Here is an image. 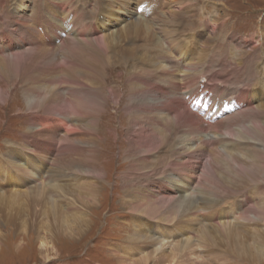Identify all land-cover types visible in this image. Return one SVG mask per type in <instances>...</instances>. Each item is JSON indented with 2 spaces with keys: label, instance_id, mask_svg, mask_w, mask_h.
<instances>
[{
  "label": "bare ground",
  "instance_id": "obj_1",
  "mask_svg": "<svg viewBox=\"0 0 264 264\" xmlns=\"http://www.w3.org/2000/svg\"><path fill=\"white\" fill-rule=\"evenodd\" d=\"M28 1L10 0L8 4L6 0L1 7L3 12L9 10L0 14V78L22 77L21 93L31 116L28 130L17 144L18 152L14 150L15 142L9 141L8 151L0 155L4 162L0 174L5 181L14 180L15 171L26 174L20 163L21 151L27 160L42 158L46 163L39 176L31 174V179H37L29 185L22 183L23 189L6 188L9 182L0 181V224L10 227L7 234L18 236L34 231L42 225L39 212H44L46 206L50 208L49 223L73 226L78 221L66 216L69 211L94 203L99 187L92 178L98 181L103 173L94 167V156H85L92 165L81 159L83 146L92 148L88 151L91 154L97 153L99 147L96 140H83L87 131L91 134L89 128L85 130L86 114L94 110L99 113L107 99L118 104L117 88L99 86L107 71H114L113 65H117L122 66L121 74L127 75L128 82L126 105L120 108L128 118V128L122 131V143L125 145L127 138V147L120 158L127 155L128 169L141 179V186L147 187L137 189L139 206L134 202L131 206L123 195L118 199L122 207L131 206L128 212L142 213L148 229L165 233L148 236L150 232L141 231L132 243L149 250H143L139 258H129L126 248L123 252L127 256H110L120 264H208L200 261L204 257L194 250L198 247L211 250L207 254L214 264H218L214 259L220 254H211L218 248L237 263L264 256V237L255 235L252 229L259 225L254 227L263 230L260 222L264 220V57L252 80L240 78L243 69L235 70L239 67L236 53H231L230 61L216 51L219 41L213 33L219 38L224 35L213 26L220 7L206 5L197 10L195 6L203 0H31V7ZM121 12L124 22L114 26ZM191 22L201 27H192ZM121 27L117 37L109 34ZM202 30L210 35L199 42L196 37L204 35ZM259 31L257 38L233 35L230 39L234 47L258 43L263 55V27L259 26ZM52 33H57L59 39L53 38L55 44L50 40L48 45L45 42ZM208 43H214L211 50ZM107 50L109 56L104 54ZM211 62V69L205 71ZM201 77L206 81L202 82ZM34 83H39L40 88L35 89ZM7 93L0 87L2 102ZM101 93L106 94L105 98ZM90 100L94 105L88 108ZM249 112L251 117L246 116ZM234 123L239 126L234 127ZM224 135L229 136L226 142L219 140ZM44 143L53 144L51 155L40 151ZM25 163L28 166V161ZM260 169L263 175L256 179ZM86 177L89 179L82 180ZM71 180L83 184L87 196L80 191L75 202L77 193L72 195L67 190ZM152 181H170L173 185L148 187ZM250 184H256L255 191H248ZM128 189L122 193L128 195ZM253 194L256 195L252 197ZM83 198L88 201L84 203ZM181 228L185 230L183 234ZM170 229L178 238L166 253L164 245L173 241L167 235ZM246 231L258 249L247 242L249 237L243 235ZM195 232L196 236L192 234ZM36 236L37 240L41 238Z\"/></svg>",
  "mask_w": 264,
  "mask_h": 264
},
{
  "label": "rangeland",
  "instance_id": "obj_2",
  "mask_svg": "<svg viewBox=\"0 0 264 264\" xmlns=\"http://www.w3.org/2000/svg\"><path fill=\"white\" fill-rule=\"evenodd\" d=\"M5 1L6 0H0V14L1 13L4 14L9 10L8 9L3 12V9L1 8L2 5L5 3ZM30 1L31 0L27 2L29 7L33 5V3ZM191 1L197 2L201 0H191ZM7 3L10 4V0H7ZM190 4L192 5V3ZM206 5L208 6L211 5L213 7L214 6L220 7V10L219 9L217 10L218 12V14L216 13L217 16L213 17L216 19V21H213L215 23V25L213 26L215 27V29L222 32V34L224 33V35L220 36L219 38V36L216 33H213L214 35L217 36V41H219V43L215 46L216 51L221 53L222 54L221 56L223 58L227 57L228 59H230V55L232 52L236 53L238 58H235V60L239 67H236L235 70L240 71L241 69H243L241 70L242 75L240 76V78H249L255 80V78L257 77L256 76L257 73L254 74V72H257V70H259L258 69L260 67L259 60L262 57H264V53H262L263 55L260 54L261 50L259 44L257 43L254 45L253 43L250 44L246 43L245 45L243 44L241 45L240 43L237 47H234L233 40L230 38H232L233 35L235 37L239 36L240 38H244V39H248L250 38V36L258 37V35H260L259 26L263 27V31H264V0H203V2H201L200 5H196L195 8L197 10H200ZM124 9L125 7L122 8V11ZM223 10H224V14L222 13ZM123 15L124 12H121V14L117 15L118 17H116L114 26H122V23L124 22ZM220 17L221 19L218 20V18ZM104 18H106V21L108 23L110 22L109 17L105 15ZM0 23L2 22L0 21ZM192 25H193L192 27H198V28L201 27V25H196L194 23H192ZM109 26L113 27L111 23H109ZM192 27H187V28H192ZM122 29L123 27L118 29L119 31L114 30V32L112 31L109 34H112L114 35V37L115 36L117 37L118 33H120ZM202 31L205 32L204 35L200 36L199 38H197L196 35L194 36L196 37V39H198L199 42L203 41L205 37L210 35L209 31L206 30H202ZM53 38L59 39V35L57 33H52L48 36L47 42L45 41L44 42L49 45L51 40L52 43H54ZM140 38H143V36H141ZM183 38H184V34L181 35V39ZM178 41H181L180 35L178 36ZM208 44L211 45L210 46V50H211L212 45L214 43H208ZM101 51L102 50H100L99 48H96L97 53H101ZM108 51L110 50H107L104 53L105 56L110 55ZM216 51L215 54L218 55ZM248 56H255V59L254 57H250L248 59ZM126 61L131 63L129 59H127ZM212 66L213 64L211 62L210 65L205 69V71L211 69ZM231 66H235V65L232 63ZM113 67H114L113 69L114 71L110 73L107 71L105 80L99 86L102 88L103 86L108 88L113 87L114 89L117 88V92L120 93L118 96L120 100L116 105L113 101L107 99V103L104 105L103 110L99 109V113L97 112L95 113V110L91 112L88 111L86 114L87 124L85 125L86 126L85 130H88L87 128H89L91 130V134L88 133L87 131L85 134L86 137H84L85 135H83L84 137L83 140L86 139L85 141H88L90 143H93L95 142L94 140H96V142H98L99 145L97 150L98 152L97 153L95 152L96 154L93 152L92 154L88 152L89 150H92V148L91 149L88 148L89 146L86 147L83 146V150L81 153L82 155H84L83 157H81V159L88 162L90 161L87 160L86 157L93 158L94 156L95 157L93 164L94 167L103 173L102 177L98 181H96L95 178H92L93 180H95L96 186L99 187V190L94 197V203H92L88 208L84 207L83 209L79 207L76 210V212L69 211L70 214L66 216L73 217L76 219V220L74 219L75 221H78V223L74 224L73 226L65 227L64 225L57 224L56 222H53L52 224L49 223L48 221V215L50 213V208H48L49 206L48 207L46 206L44 208V212L42 211L39 212L40 217L38 221H40V224L42 225L36 226V229L34 231H30L27 234H20V235L17 234L18 236H14V234L11 233L8 235L6 231L7 230L10 231V227L5 228L4 223H1L0 232H2L3 236L0 237V264H120V262L115 261L116 258L111 257L110 255L117 254V256H121V255L127 256L126 253L123 252V248H126L128 255H130L129 258L135 259L141 257L143 253L149 250V248H147V250L143 249L141 246H139L138 243L137 245L136 243H132L133 239L137 237V235L142 234L141 231L146 233L150 232L148 233V236L151 233L156 234V236H158L161 233L164 235L165 233L163 232L164 230L160 232H156L155 230L148 229V227H146V224L144 222L146 217H144L142 213H140L139 211H137L136 213L128 212L131 211L130 209H132L131 206H133V202L134 205H138L139 203L138 199L140 194L139 191H141L142 189L146 190L147 187L141 186L140 184L141 179L138 178L136 174H132L128 169L129 160L127 158V155L122 153L123 157L120 158V154L123 151L127 142V138H126V140H124L125 145L122 143L123 140L122 131L123 129L126 130L128 128L127 125L128 118H127V114H123L120 108L126 105L127 100L125 95H127L128 82L126 78L127 75L125 74L126 77H123V74H121L122 66L113 65ZM103 69L105 71V68ZM27 70H29V67L27 68ZM245 70H249L250 72H247ZM58 75H60L59 70H58ZM23 76H25V74H23ZM124 78L126 79L125 83H124ZM21 84H22V77L13 78V76L11 75L10 76L1 75L0 87L3 88L4 90H7L8 95L5 98L6 99L5 102H2L0 100V155L3 154V152L5 153L6 151H8L7 142L9 141L15 142L16 146L14 147V150L15 153L18 152L17 144H20V142H22L23 134L28 130L27 128L29 126L31 111L30 110L27 111L26 100L23 94L21 93L22 91L20 88ZM33 87L35 89H39L40 88L39 83H34ZM102 88L98 90L99 93L101 92L100 90ZM101 95L102 97L105 98L106 94L101 93ZM87 102L89 105L88 108L94 105V102L91 100ZM246 116L251 117L252 113L249 112L248 114H246ZM93 118L97 120L96 123H92L91 119ZM197 121L204 127V124L200 119H197ZM238 123L236 124L234 123L235 124L234 127L239 126ZM247 123H249V121H247ZM88 124L89 126H87ZM94 127L96 129H94ZM59 129L60 131H65L63 127H60ZM94 132L96 133V136ZM212 133L213 130L211 134ZM60 134L61 132L58 133V135ZM224 136H222V139L219 140L224 141L227 139V137H229L228 135H224ZM87 138L91 139V141L87 140ZM211 141L212 138L210 139V142ZM230 142H232V140H230ZM36 143L38 145L39 141H37ZM42 145L44 146L43 148H40V151H42L44 155L46 153H49L51 155L54 148L53 144L44 143ZM15 153L13 152L14 155ZM206 153L208 154V152ZM25 155L26 154L23 151L19 153L20 163L22 166H25L26 168V174L24 176L14 170L16 173V177L14 178V180L5 181L2 175L0 174V181H3L5 183L9 182L8 183L9 186L6 188L23 189L25 188V186H22L23 182H25L26 185L27 184L29 185L34 179H37V178L31 179L30 178L31 174L38 175L41 173V170L43 169V166L46 163V161H43L42 158L40 159L32 158L31 160H27L25 158ZM25 160L28 161V166L26 165ZM0 166H4V162L2 160H0ZM11 167L14 169L13 166ZM201 167L203 166L201 165ZM262 175H263V171L262 169H260L258 171V175L254 177L256 179H259V176ZM85 179H89V178L87 177L82 178V180ZM193 181L194 179L192 180V182ZM78 182L76 183L74 182V180H71L70 182L68 181L67 184L68 186L66 185L69 193H72V195H74V193H77L76 197L74 198L75 202L79 198L78 194L82 193V195L87 196V194H85L84 192L85 188L83 184L81 183L78 184ZM154 182L155 181H152L151 184L147 186L149 187L150 185H152L160 188H171L173 185V183L170 181H160V182L157 181L156 183ZM130 183L133 186L132 188ZM255 185L256 184H250L248 191L251 190L255 191L254 190L256 188ZM79 186L81 187L77 188L76 190V187ZM1 188L5 189V187H1ZM133 188L135 190H133ZM124 189L130 190V192L128 191V195H124L122 193ZM122 195L126 199L130 200L131 206L124 205L122 207V205H120L121 203L119 202V199H123ZM255 195L256 194H253L252 197H254ZM58 200L59 199L57 198L56 199L57 204L59 203ZM83 201L85 203L86 201H88V199L83 198ZM230 201L232 202L233 200ZM61 208L64 209L66 207H61ZM75 214L79 216H76ZM201 217L204 218L205 216H201ZM262 218L264 219V215H262ZM72 220L73 219H68V221H72ZM260 223L263 225V226L260 225V227L263 230L254 227L259 225H254L252 229L253 231L255 230L254 232L255 235H259L263 238L264 235H261V233L264 234V220L263 222ZM147 225L149 226L150 223ZM50 227L52 228L50 229ZM171 229L169 230L170 232H168L167 235L169 236V240L171 241L173 240V241L171 244L164 245V247H166L164 252L166 253L171 249L172 245L176 243L178 238V235L175 234V231L171 232ZM252 229L250 224V230ZM180 230L182 234L184 233L183 231H185L183 230V228H181ZM249 231L244 232L243 235L246 234L245 237L246 238L247 236L249 237V239L248 238L246 239L247 242L251 243L255 249H258L257 247L254 246L255 245V243L253 244L254 239L252 238L253 241L251 240V237L249 236ZM37 234L39 235V237H41L39 240L36 239ZM192 234L196 236L197 232ZM129 239L131 240V242H129ZM143 250L145 252H143ZM194 250H196L198 255L204 257L200 261H205L208 264L210 263L214 264V261H212L207 254L208 252L211 251L210 249L207 250V247L206 248L198 247L196 249L194 248ZM217 250L218 251H215L214 254L213 253L210 254L212 255V257H215L214 256L215 254L221 255V257L219 255L216 256L217 257L216 259H214L215 261H217L218 264H222V263L223 264H264V262H261L262 259H264V256H259L258 258H256L257 261H251V260L246 261V259L245 260L243 259L241 260V262L237 263L235 262V259L222 255V249L218 248ZM130 251L131 253L129 254Z\"/></svg>",
  "mask_w": 264,
  "mask_h": 264
}]
</instances>
